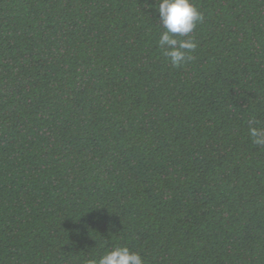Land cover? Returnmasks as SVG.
Here are the masks:
<instances>
[{
  "label": "trees",
  "instance_id": "1",
  "mask_svg": "<svg viewBox=\"0 0 264 264\" xmlns=\"http://www.w3.org/2000/svg\"><path fill=\"white\" fill-rule=\"evenodd\" d=\"M0 264H264V0H0Z\"/></svg>",
  "mask_w": 264,
  "mask_h": 264
}]
</instances>
